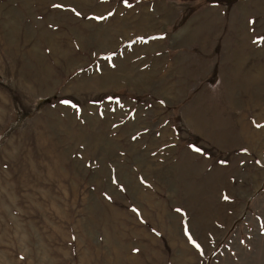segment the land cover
<instances>
[{"label":"rangeland","instance_id":"374dc122","mask_svg":"<svg viewBox=\"0 0 264 264\" xmlns=\"http://www.w3.org/2000/svg\"><path fill=\"white\" fill-rule=\"evenodd\" d=\"M127 5L0 0V264H264V0Z\"/></svg>","mask_w":264,"mask_h":264},{"label":"snow or ice","instance_id":"6c2138e0","mask_svg":"<svg viewBox=\"0 0 264 264\" xmlns=\"http://www.w3.org/2000/svg\"><path fill=\"white\" fill-rule=\"evenodd\" d=\"M124 2H125V4H126V6H128V5H127V0H124ZM53 7H55V8H61L62 5H60V4H54ZM73 11H74V10H73ZM76 14L79 15L78 12H77ZM108 15L111 16L112 13L110 12V13H108ZM94 18H95V19H104V18H106V17H94ZM61 103L64 104V105H66V106H69V107H72V108H76L77 111H79V109L77 108V106H76L74 103H72V101H71L70 99H64V100L61 101ZM257 126L259 127L260 125H257ZM189 148H191V150H192L193 152H197V153H199V152L202 151L200 148H197V147H195L194 145H189ZM113 182H115V181H113ZM177 211H180V210L177 209ZM186 234H187V232H186ZM189 242L192 243L197 249H199V245L196 244V242H195L194 240H192L191 237H189Z\"/></svg>","mask_w":264,"mask_h":264}]
</instances>
